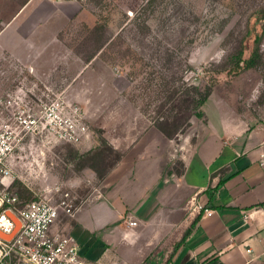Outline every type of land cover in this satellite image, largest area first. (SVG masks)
Returning a JSON list of instances; mask_svg holds the SVG:
<instances>
[{"label": "rangeland", "instance_id": "374dc122", "mask_svg": "<svg viewBox=\"0 0 264 264\" xmlns=\"http://www.w3.org/2000/svg\"><path fill=\"white\" fill-rule=\"evenodd\" d=\"M182 1L186 9L181 17L191 18L193 24H181L188 28L187 34L198 31L191 50L184 48L190 51L191 70L186 79L196 85H214L205 119L194 118L192 125H206L218 108L225 116L264 124V21L257 17L264 0ZM109 4L102 14L96 0H0V141L5 151L0 188L18 198L17 209L44 198L80 209L106 198V178L122 162V152L154 127L157 103L149 106L140 89L142 77L136 81L128 75L139 73L133 56L139 50L131 46V40L123 44L120 39L135 31L130 23L121 32L126 26L124 15H131L141 1L111 0ZM100 13L109 18L102 21V32H96ZM149 17H155L149 24L156 29L159 14ZM255 52L253 68L239 63ZM185 54H179L180 60ZM54 103L86 129L78 142L59 139L41 123L40 128L34 127L40 112ZM182 136L172 140L175 149ZM88 153L99 155L81 158ZM180 164L176 157L165 171L176 173ZM138 184L133 182L128 191L137 192ZM6 208L0 209V217L17 221L14 215L3 213ZM59 212L53 230L72 233L74 218L61 208ZM128 216L127 211L120 223ZM0 237L8 238L2 230ZM166 252V248L156 251L144 264H165L171 255ZM106 253L108 262L92 260V264L134 263L116 246ZM254 264H264V260Z\"/></svg>", "mask_w": 264, "mask_h": 264}, {"label": "crops", "instance_id": "0c3cea01", "mask_svg": "<svg viewBox=\"0 0 264 264\" xmlns=\"http://www.w3.org/2000/svg\"><path fill=\"white\" fill-rule=\"evenodd\" d=\"M173 142L151 128L122 152V162L106 178V198L78 210L71 234L89 259L108 262L106 252L116 246L133 264L164 248L173 255L171 264L264 260V124L225 116L218 108L206 125H192L178 149ZM176 157L185 168L182 176L165 171ZM133 182L139 184L131 194ZM130 219L138 225L130 227Z\"/></svg>", "mask_w": 264, "mask_h": 264}, {"label": "trees", "instance_id": "16d2710c", "mask_svg": "<svg viewBox=\"0 0 264 264\" xmlns=\"http://www.w3.org/2000/svg\"><path fill=\"white\" fill-rule=\"evenodd\" d=\"M95 1V0H94ZM101 5L102 14L106 8H109L111 0H96ZM104 5H102V2ZM141 4L132 9L131 15L125 14L126 26L122 27L121 32L125 31V28L131 23L135 31H130V35L127 38L120 37L123 44H126V40H131L139 53H134V60L139 65V73L134 71L129 73L131 79L139 80L140 89L143 90L144 95L148 99L149 106L155 105L153 125L169 140H178V138L184 135L192 126L194 118L205 119V107L209 101L214 85L207 84H194L186 79V75L190 72L191 67L188 63L190 51H184V48H191L196 42L194 33L187 34V30L183 23L193 24L191 18H182V11L186 9L182 0H140ZM155 15L159 14V18L156 19L158 24L156 29H153L149 24L155 17L143 18L146 14ZM99 14L97 21L96 32H102L108 16H102ZM192 15L195 21H198V16L193 12ZM258 19L264 21V8L261 9L257 15ZM130 21V22H128ZM180 23L179 27H176L177 23ZM131 52V51H130ZM185 54L184 60L179 54ZM249 60L243 61L239 59V63L243 62L247 69L253 68V62L255 60L254 55ZM129 56V55H128ZM127 56V57H128ZM138 56V57H137ZM179 56V57H178ZM126 57H123V60ZM131 67V69H134ZM179 70V71H178ZM219 70L218 72H223ZM183 74L182 77L178 76V73ZM149 92L152 93L149 95ZM101 143L105 144L104 141ZM93 153L81 155V158L90 157ZM99 154H93L91 158H97ZM118 163L120 158H117ZM181 170L176 172L178 176L184 174L185 168L181 163ZM96 172L99 173L98 168L95 165L91 166ZM172 173V171H168ZM199 217L193 222L191 227L184 233L183 238L179 243L174 246L173 254L185 243L187 238L192 234L194 228L198 223ZM171 255L165 264H171ZM150 262V258L146 260V263Z\"/></svg>", "mask_w": 264, "mask_h": 264}, {"label": "built area", "instance_id": "2783aa9c", "mask_svg": "<svg viewBox=\"0 0 264 264\" xmlns=\"http://www.w3.org/2000/svg\"><path fill=\"white\" fill-rule=\"evenodd\" d=\"M40 113L39 118L33 122L37 129L40 128L38 123H41L54 136L68 143H76L85 135L86 129L77 125L70 116L63 114V108L57 103ZM3 144L0 141V162L5 153ZM17 201L16 196L9 197L0 188V209L7 207L3 213L11 211L20 222L18 229L13 220H9L8 227L2 228L12 238H0V264H92L71 233L53 230L60 216L59 208L71 218H75L79 208L75 209L66 203L58 206L44 198L27 203L23 209H17ZM137 225V221L130 219V227Z\"/></svg>", "mask_w": 264, "mask_h": 264}, {"label": "bare ground", "instance_id": "6f19581e", "mask_svg": "<svg viewBox=\"0 0 264 264\" xmlns=\"http://www.w3.org/2000/svg\"><path fill=\"white\" fill-rule=\"evenodd\" d=\"M10 214H12V215H14L16 217L17 221H15L14 219H13V221L15 222V224L17 226L16 229H18L20 227V222H19L17 216L14 213H12L11 211H8L7 216H10ZM8 226H9V220L5 216L0 217V230L3 231L2 228H6ZM3 233L5 235H7L8 238H3V237H0V238H2V239H9L11 237V235L6 234L4 231H3Z\"/></svg>", "mask_w": 264, "mask_h": 264}]
</instances>
